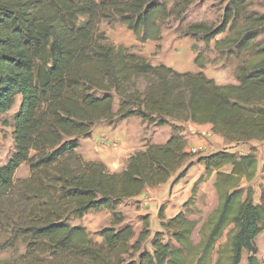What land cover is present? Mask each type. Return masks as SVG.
<instances>
[{
	"label": "trees",
	"instance_id": "1",
	"mask_svg": "<svg viewBox=\"0 0 264 264\" xmlns=\"http://www.w3.org/2000/svg\"><path fill=\"white\" fill-rule=\"evenodd\" d=\"M159 1L0 0V114L21 98L13 116L14 151L0 166V237L9 234L3 249L25 246L2 264H241L245 252L247 264H261L264 204L255 202L251 185L259 172L257 154L193 153L180 129L187 122L210 124L227 142L264 141V44L257 42L264 13L249 10L255 0H228L219 26L188 27L240 60L237 83L219 84L202 70L153 64L100 30L102 21L121 19L142 42L159 40L158 20L181 17L197 0H179L172 8ZM195 63L204 68L203 52ZM134 115L172 125L173 134L133 153L121 171L78 151L80 137H89L96 125ZM198 155L207 176L194 184L185 210L167 219L161 206L169 240L157 231L148 249L149 222L136 234L117 204L175 175L176 184ZM22 165L29 174L17 179ZM214 172L218 203L195 242L199 221L189 217L188 207ZM104 210L112 212V224L99 231L101 242L71 222Z\"/></svg>",
	"mask_w": 264,
	"mask_h": 264
},
{
	"label": "rangeland",
	"instance_id": "2",
	"mask_svg": "<svg viewBox=\"0 0 264 264\" xmlns=\"http://www.w3.org/2000/svg\"><path fill=\"white\" fill-rule=\"evenodd\" d=\"M167 3L169 8L179 0H160ZM228 0H197L191 4L181 17L171 16L159 19L161 24V37L159 40L149 39L142 42L133 31H131L121 19L102 21L100 30L104 31L116 46L124 45L135 54L145 57L153 64H166L179 71H204L208 77L214 78L219 84L237 83L236 70L240 60L228 51L215 49V39L210 44H205L201 39L189 32L188 27L193 23H204L213 27L219 26L224 18L225 7ZM250 11L264 13V4L255 0L249 7ZM223 35L216 39L222 38ZM257 42L264 44V28L258 30ZM194 46L197 50H194ZM199 52H203L206 64L201 69L195 63V58ZM21 98L18 97L15 105L5 114H0V166L4 164L14 151L13 116L17 112ZM118 102L116 103V109ZM177 124V123H176ZM188 123L181 126L180 133L187 139L194 134L188 133ZM201 131H198L200 134ZM173 134L172 125L159 126L155 123L143 122L139 115L121 119L115 118L113 122L104 121L96 125L89 137H80V147L78 151L87 160H99L104 162L110 171H121L128 162L130 156L138 150H142L151 143L165 142ZM213 147L202 149L197 154H210L218 150H230L239 154H247L255 151L259 159V172L251 182L255 189V202L264 204V141L252 140L248 142H227L223 137L211 142ZM198 156L193 158L194 166L187 173L188 182L193 183L201 177L207 176L205 166L198 163ZM228 169V168H226ZM29 170L26 165H22L16 173V178L28 176ZM186 175V176H187ZM177 175L171 178V181ZM216 172L200 183L197 195L191 205L189 217L197 219L199 224L193 234V239L198 242L200 239L199 228L206 216L217 206L218 198L214 188ZM194 182V184L196 183ZM193 184V186H194ZM191 184L182 185L186 188ZM245 186H249L245 184ZM193 189V188H192ZM182 191V190H180ZM143 197L132 198L121 201L116 208L125 215V224L132 225L138 234L149 222L150 236L145 242V246L150 249L151 242L157 231L164 233L165 239L169 240V235L161 227L162 220L159 211L165 205L166 218L174 216L179 211L185 210V202L191 197L183 198L176 196L172 198V190L169 186L147 188ZM192 193V190H191ZM185 199V200H183ZM72 224L81 225L87 228L95 241L101 242L99 231L112 224V212L104 210L101 212H91L83 218L73 219ZM9 234H2L0 237V264L5 261L17 258L24 253L25 246L19 245L15 249H3L2 245L7 240ZM224 237L220 243L225 242ZM259 248L258 257L261 264H264V231L257 238ZM241 264H247V252L244 253Z\"/></svg>",
	"mask_w": 264,
	"mask_h": 264
},
{
	"label": "crops",
	"instance_id": "3",
	"mask_svg": "<svg viewBox=\"0 0 264 264\" xmlns=\"http://www.w3.org/2000/svg\"><path fill=\"white\" fill-rule=\"evenodd\" d=\"M189 125H188V133H191V134H194L193 136L189 137L188 139V151L190 152H198L202 149H209L211 147H213V145H211L212 141L214 140H219L220 138H222L221 136L217 135V134H214L212 132V126L210 124H197V123H193V122H187ZM198 131H201L200 134H198ZM187 176H185V178H183L182 180H180L179 182H177L176 184H173V180L171 181V179L165 183V184H162L160 186H158L157 188L159 187H162V188H165V186H169V190L171 191L172 190V194H170V196L172 198H175L176 196L179 195V197H183V198H186L188 197L191 193V190L193 188V184L194 182H196V180L193 181V183L191 182H188L189 180H187ZM187 182V184H191L189 185L188 187L186 188H182V185L185 184ZM182 190V191H180ZM145 194L142 193L140 195L139 198L143 197V195ZM185 200V199H183ZM180 212V211H179ZM177 214V213H176ZM175 214V215H176ZM172 217V216H171ZM170 218V217H168Z\"/></svg>",
	"mask_w": 264,
	"mask_h": 264
}]
</instances>
